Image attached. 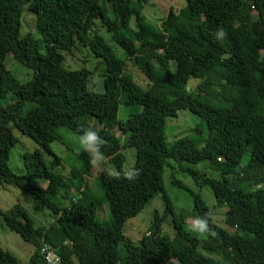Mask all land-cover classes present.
I'll use <instances>...</instances> for the list:
<instances>
[{"label":"trees","instance_id":"16d2710c","mask_svg":"<svg viewBox=\"0 0 264 264\" xmlns=\"http://www.w3.org/2000/svg\"><path fill=\"white\" fill-rule=\"evenodd\" d=\"M146 2L0 0V142L13 127L36 145L21 154L22 174L10 170V148L0 146V184L31 195L55 216L35 224L14 204L0 212L3 226L32 244L29 264H46L47 252L58 256L55 264H264V0H184L178 12L168 7L157 26L141 13ZM24 12L31 31L21 29ZM221 26L227 37L217 43L213 33ZM78 47L101 66V92L90 90L87 68L64 64ZM5 55L31 71L28 80L15 77ZM127 64L145 81L137 83ZM119 107L127 110L123 120ZM183 110L199 118L193 134L203 133L202 142L194 135L166 142V117ZM58 127L77 135L97 128L108 141L107 162L118 170L122 150L133 148L139 178L94 174L82 150L63 175L50 147ZM165 168L188 175L197 187L189 191V208L174 210L163 185ZM170 183L184 188L173 173ZM204 187L213 197L210 206L199 191ZM154 196L163 209L152 212L133 241L124 223ZM101 203L108 211L104 221L96 216ZM215 208L223 210L210 224L214 236L189 229V217ZM200 246L219 258L201 254ZM0 264L19 262L0 249Z\"/></svg>","mask_w":264,"mask_h":264},{"label":"rangeland","instance_id":"374dc122","mask_svg":"<svg viewBox=\"0 0 264 264\" xmlns=\"http://www.w3.org/2000/svg\"><path fill=\"white\" fill-rule=\"evenodd\" d=\"M184 0H147V2L143 5L141 13L145 19V21L152 25L157 26L161 16L166 13L168 7H172L174 11L178 12V10L183 6ZM29 14L24 12L22 16V31H31V20L28 19ZM100 32L104 36L105 40L108 44L113 45L112 40L108 33L105 32L104 29H101ZM131 35V32H129ZM132 36V35H131ZM218 43V41H217ZM115 54L117 57L123 59L124 53L123 51L117 47L113 46ZM4 61L6 67L11 69L15 77L20 82H25L29 79L31 75V71L15 62L11 59L9 55H5ZM64 64L69 68H82L85 67L90 71L89 75V83L88 86L90 90L94 92H101V66L98 65V61L91 57L88 50L83 47H78L77 49L72 50L70 54L65 56ZM128 70L132 73L135 78V81L138 83H142L145 81L144 76L131 65L127 64ZM8 100V96L1 99L2 102ZM127 110L119 107L117 117L119 119H124L126 117ZM94 122V121H93ZM199 123V118L192 114L187 110H183L177 113L174 117H166L165 119V129L164 135L165 140L168 144H170L175 138L180 136H192L191 138L198 137V143L202 142L204 139V134L194 133L193 129L197 127ZM95 125V123H92ZM203 130V128H200ZM58 138L57 140L50 143V147L52 151L60 158L61 167L63 175L66 174L68 168L71 166H75L77 160L75 159V155L78 150V141L77 134L74 132L64 128H57ZM10 136L3 138L0 142L1 149L5 151L9 149L7 153L8 165L12 172L16 174H22L25 172L21 154L25 151H31L36 147L35 143L29 139L28 137L21 134L17 129L11 127L9 131ZM200 136V137H199ZM122 137V136H121ZM123 138V137H122ZM13 141V142H12ZM125 161L123 163V169L132 166L134 162V149L133 148H125L122 150ZM107 166L111 167L108 162ZM202 169L209 170V166L207 164H202ZM197 170H200L201 165L193 166ZM59 170V169H58ZM60 171V170H59ZM97 169L92 168V173L96 174ZM171 173L180 180L181 184L184 188L175 186L170 183ZM210 175V174H209ZM213 175V174H212ZM87 183L93 189V192L96 196H99L101 191L96 189L94 186L93 178L87 177ZM32 185H39L40 187L45 186V182H40L38 180H34L31 183ZM163 185L166 191V194L171 199L173 203L174 210L177 212L178 209L189 208L191 205V197L189 191L198 192L197 187L191 181L188 175L177 172L175 169L170 170L169 168L164 169L163 173ZM202 198L206 202L207 205L210 206L211 202H213V197L207 187L199 189ZM18 204L22 206L27 213L31 216L33 222L36 224H46L47 222L53 220L55 216L50 213L47 209L40 206L35 198H33L29 194H25L19 189L15 188L12 185L0 184V212H5L12 205ZM163 209L161 199L158 196H154L150 199L144 206V208L134 217L128 219L123 226V233L128 236L133 241L136 240L140 234H142L148 226L150 221V217L154 210L161 212ZM96 216L99 221L107 220L108 211L105 203H101L97 209ZM223 208H215V212L218 217H220V213ZM217 217V219H218ZM199 252L205 256H211L214 259H218L219 256L215 253L207 252L202 246H200ZM0 249L10 253L14 256L19 264H29V255L33 251V246L31 243L24 242L14 232H11L4 228L1 214H0Z\"/></svg>","mask_w":264,"mask_h":264},{"label":"clouds","instance_id":"9594fccd","mask_svg":"<svg viewBox=\"0 0 264 264\" xmlns=\"http://www.w3.org/2000/svg\"><path fill=\"white\" fill-rule=\"evenodd\" d=\"M214 38L218 42H223L227 37V31L224 27L217 28L214 33ZM78 150H82L89 155V164L101 172L115 180L125 179L129 182L135 181L140 176V170L134 166H128L123 170H118L115 166H107V157L103 149L107 146L108 141L102 137L99 130L95 127L81 128L80 134L77 136ZM217 221V214L214 210H209L204 216L189 217L186 220L189 229L197 234L214 236L215 232L210 227Z\"/></svg>","mask_w":264,"mask_h":264},{"label":"built area","instance_id":"2783aa9c","mask_svg":"<svg viewBox=\"0 0 264 264\" xmlns=\"http://www.w3.org/2000/svg\"><path fill=\"white\" fill-rule=\"evenodd\" d=\"M44 260H45L46 264H55V263H58L59 258L54 253L47 252L44 255Z\"/></svg>","mask_w":264,"mask_h":264}]
</instances>
